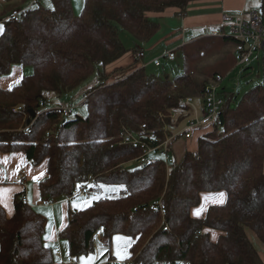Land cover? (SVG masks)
I'll return each instance as SVG.
<instances>
[{"label": "trees", "instance_id": "trees-1", "mask_svg": "<svg viewBox=\"0 0 264 264\" xmlns=\"http://www.w3.org/2000/svg\"><path fill=\"white\" fill-rule=\"evenodd\" d=\"M50 1V8L32 2L18 20H2L0 76L15 64L25 75L13 88L0 89V151L21 153L33 166L46 164L38 187L48 201L72 198L80 185L120 189L117 198L69 212L58 232L69 256L92 253L95 241L109 252L113 239L123 236L130 240L125 264H263L245 232L252 230L264 244L262 85L235 106V95L221 88L218 118L179 162L171 147L180 135L169 143L173 111L187 109L185 101L203 98L209 85L237 69L239 42L224 35L225 27L219 35L191 38L178 48L183 74L172 80L136 65L113 82L103 72L126 52L120 30L146 43L159 30L149 15L174 8L183 16L190 3L206 0H84L79 16L73 15L71 0ZM95 73L100 84L82 98L86 117L68 119L71 114L64 117L62 109H41L52 98L72 97ZM124 130L144 147L125 144ZM164 143L172 164L160 157L125 168L145 158L146 148L162 154ZM220 191L226 194L223 205L191 217L201 194ZM159 200L164 216L152 209ZM13 210L7 217L0 207V264H52L42 241L44 221L26 203L24 191L14 196ZM205 230L219 236L212 241Z\"/></svg>", "mask_w": 264, "mask_h": 264}, {"label": "rangeland", "instance_id": "rangeland-1", "mask_svg": "<svg viewBox=\"0 0 264 264\" xmlns=\"http://www.w3.org/2000/svg\"><path fill=\"white\" fill-rule=\"evenodd\" d=\"M247 1H248L247 9L249 11L260 13L261 11L260 0H247ZM23 2H25V4L12 6L9 3H4L3 0H0V26H2V29H3L2 22L5 20L4 18L8 16L9 13L12 12V10L14 9L20 10L28 4V0H23ZM37 2L38 5H41L42 7L45 8L51 7L50 0H37ZM218 2H220V0H216V1L206 0V1L192 2L186 8V13L190 16L195 14H197L198 16V15H208V14L214 15L216 13H220L221 10H216V8H214V7H218L219 5ZM199 6H203V9L199 8ZM174 12L177 13V10L174 8H169L160 16L158 15L148 16L151 22L159 24V30L156 33V35L150 41H148V43L146 42V45L147 44L154 45V47L157 46L158 48L159 47L163 48L164 46L165 47L164 51L167 50L168 52L173 51L176 53L177 58L174 62H168L166 59L160 58L154 60L151 64H148L145 69L146 74L155 75L160 78H164V74H165L166 76H168L170 80L183 74V66L178 49L179 45L182 43V39H181L182 36L185 34L189 35L192 33L194 37H197L200 35L211 34L214 30H216V28L210 27L203 30H188V32L179 33L178 28L180 27L179 25L180 18L176 17L174 15ZM118 37L120 42L123 44L124 48L126 49V53L125 55H123L121 59L122 61H118V62H121V64L123 65L122 67L125 68L132 65L134 62L133 60L134 55L132 53L134 51L132 50L134 48L135 42L137 41L134 38H132L128 33L122 30L119 31ZM174 41H176L175 45L173 43ZM136 55L140 59L143 58V54L141 52L137 53ZM261 56L262 53L257 52L252 56L248 65L243 67H238L237 69L233 70L225 79L221 81L220 88H226L228 92H231L232 94L235 95V99L233 100L232 106H235L246 92L263 84L264 78H263L262 63L260 62ZM257 58H259V60H257ZM156 62L159 63V67L155 66ZM115 64H120V63H114V64L111 63L103 70L104 74L107 76L108 82H113L116 79L115 77L118 76V74H116V72H114L113 70L116 66ZM101 70L102 69L100 68L98 69L99 72H102ZM23 72L25 71L21 65H17V64L12 65L9 70V73L0 76V89H5V90L11 89L14 86L18 85L22 77L25 75L23 74ZM100 82H101L100 75H97L95 73L78 91L74 93V95H72V97H63L61 99L52 98L41 109L48 110L52 108H57V109L69 108L71 110V115L69 116L68 119H74L76 116H80L84 118L87 115V110L82 102L84 93L98 86ZM202 99L203 98H199V97H191L184 103L185 105L187 104L193 105V108L191 110L188 108L189 106L187 105L188 106L187 109H177L173 111L174 113L173 123L170 128L172 139L169 141V143L173 142V139L178 135H180V138L177 141H175L171 147L176 162H179L180 158L182 157L179 156V153H182L183 147H181V150H178L179 149L178 147L180 146L178 144L181 142V140L185 145L186 151L187 150L193 151L196 150L195 148L197 146V143H195L196 146L194 145V134H199L197 138H199L203 134L200 131H203L204 128L196 129L195 127L192 126V123H195L196 119H199L198 117H200L199 109L201 106ZM164 156H165L164 153L162 154L151 153L150 155L146 156L145 158L139 161L127 164L125 168L128 170L141 168L149 161H153L160 157L164 159ZM31 189L32 191H34L35 194H38V187L36 184H34V186L29 185L28 190L30 192ZM119 195H120V189H118V187L105 186L102 184H89L87 186V193L83 198H78V197H74L72 199L68 198L69 202H67L68 199L62 197V198H58L55 201L64 200L63 202L65 204V208L63 213L66 214L68 209L71 211L82 210L89 207L94 201L105 198L106 199L117 198L119 197ZM213 196H219V195H213ZM209 197H212V195L209 194L205 195L203 197L202 203H200V205L197 208L192 210L193 217H197V215L194 214L197 210H199V212L200 211L204 212L207 209V206L210 205L209 203H211V202H207V198ZM46 227H47V223L44 222L43 225L44 230H46ZM245 232L252 247L257 252L262 263L264 264V244L261 242V240L252 230L246 229ZM117 237H122L123 239L117 241L115 237L110 245L109 252H107L106 249L101 248L98 245V242L95 241L94 250L89 255L94 256L93 254L97 252L98 255L100 256L99 264H103L104 262L110 259H114L115 262L118 264H125L129 259L128 248H129L130 240L123 236H117ZM45 241H47V239ZM117 246H119V250H120L119 256L117 255ZM177 264H185V263L179 262Z\"/></svg>", "mask_w": 264, "mask_h": 264}, {"label": "crops", "instance_id": "crops-1", "mask_svg": "<svg viewBox=\"0 0 264 264\" xmlns=\"http://www.w3.org/2000/svg\"><path fill=\"white\" fill-rule=\"evenodd\" d=\"M218 3H219L218 7H214V8H216V10H221V11L220 13H216L214 15L208 14V15H198L197 16V14H195V15L190 16L187 13H185L183 16H180L174 12V15L180 18L179 19L180 27L178 28L179 33L188 32V30H203V29L210 28V27L216 28V30L213 31L215 32V31H218L221 27L226 26L223 23V15H229V14L236 15L241 12H250L247 9L248 8L247 0H220V2ZM9 4L12 6H15V5L25 4V2H23V0H14L10 2ZM31 4H32V0H28V4L20 10H24L30 7ZM83 4H84V0H71V8H72V12L74 16H79V14L82 11ZM199 8L203 9V6H199ZM14 10H18V9H14ZM191 36H193L192 33L189 35H186V34L183 35L181 38L182 43L179 45V47L185 43L184 41L186 42L188 41L187 37H191ZM175 42L176 41L173 42L174 45H175ZM164 48H165L164 46L163 48L161 47L158 48L157 46L154 47V45H149V44L146 45V43L142 44V43L135 42L134 49H136L137 52L136 53L132 52L134 55L133 64L125 68L122 67L123 65L121 64V62H118V61H122L121 60L123 57L122 56L120 59L112 63V64L120 63V64H115L116 66L113 70L114 72H116V74H118L119 76L118 78L125 77L126 76L125 73H127L130 69H132L133 65H136L135 67L144 68L145 70L146 66L148 64H151L154 60H157L160 58L166 59L165 54L168 53V51L167 50L164 51ZM140 52L143 54L142 59L138 58L136 55L137 53H140ZM168 62H174V61H168ZM156 67H159V66H156ZM23 74H25V72H23ZM205 127L206 126H199L195 128L199 129V128H205ZM200 132L205 134L207 130L204 129L203 131H200ZM198 135L199 134H194V145L195 143H197ZM178 145H180L178 147L179 149L177 148L178 150H181V147H183L182 153L178 152L179 156L181 157L183 153L186 151V149H185V145L182 142V140ZM5 157L8 158L7 163L3 162V158ZM41 172L43 173L42 176H40ZM45 175H46V164L45 163L40 164L38 166H33L27 160L25 155L21 153L11 154V153H3L0 151V189H11L12 190L10 193L6 194L5 203L7 204V207H5L3 204H0V207L3 209L7 217H11L14 214L13 198L17 193L24 191L26 203L35 212H37L40 215V217L43 219L44 222L47 223V227H46V230H44L42 241H43L44 246H46L47 248L51 250V253L53 255L52 264H69V263L81 264V261L79 259L80 257L71 258L69 256L67 244L61 241L59 237L57 236V233L66 225L69 212L71 210L68 209L66 214L63 213L64 208H65V204L63 202L64 200L48 201L46 198H41L40 196L38 184L40 181L44 179ZM33 176H40V179L36 181L33 179ZM34 184H36L38 187V194H35L34 191H32V189H31V192L28 190L29 185L34 186ZM220 193H223L224 196L221 197ZM207 194L212 195V197L207 198V202H211L209 203L210 205L207 206V209L210 206L223 205L226 201L225 192L220 191V192H214V193L201 194L200 203H202L203 197ZM213 195H219V196H213ZM67 202H69V199L67 200ZM195 208H193L192 210H194ZM207 209L204 212L200 211L197 217L192 216V210H191V217L196 218V219L202 218L205 215ZM46 213L50 214V216L46 215ZM205 232H209L210 238L212 241H215L217 237L219 236L218 232H214L210 230H205ZM46 237H48L47 241H45ZM89 254L83 255V257H87ZM93 255H94L93 256L94 260L92 261V264H99L100 256L98 255V253L95 252V254ZM103 264H118V263H116L114 259H110L104 262Z\"/></svg>", "mask_w": 264, "mask_h": 264}, {"label": "built area", "instance_id": "built-area-1", "mask_svg": "<svg viewBox=\"0 0 264 264\" xmlns=\"http://www.w3.org/2000/svg\"><path fill=\"white\" fill-rule=\"evenodd\" d=\"M34 3L37 0H33ZM21 12L19 10H13L8 16L4 19H14L18 20L20 18ZM223 23L226 25V32L224 35H227L239 42V46L237 48V68L243 67L249 64L252 56L257 52H261L262 56L260 58V62L262 63L263 70V78H264V15L258 12H241L236 15H223ZM214 35H219L218 31L213 32ZM193 38L187 37V40ZM165 58L168 61H175L177 56L176 53L171 51L165 54ZM259 60V58H257ZM156 66H159V63H155ZM219 82V80H218ZM264 89V81L262 84ZM220 83L209 85L206 88L205 96L202 99L201 106L199 109L200 117L196 119L195 123H192L193 127L199 126H210L212 123L218 118V115L221 111L223 105V99L219 95L220 93ZM188 105V104H187ZM189 104L188 108L191 110L193 105ZM63 116H68L71 114V110L69 108L62 109ZM197 118V117H195ZM124 135V143L131 145L141 144L140 141L127 130L123 132ZM144 147L143 144H141ZM162 150L164 153V161L166 165H170L173 163L174 159L168 153L167 143L162 145ZM154 149L146 148L145 154L146 156L153 153ZM88 185H80L74 188L72 191V198L78 197L83 198L87 193ZM158 208L160 213L164 214V205L161 200L157 201L152 209ZM74 264V263H69Z\"/></svg>", "mask_w": 264, "mask_h": 264}, {"label": "snow or ice", "instance_id": "snow-or-ice-1", "mask_svg": "<svg viewBox=\"0 0 264 264\" xmlns=\"http://www.w3.org/2000/svg\"><path fill=\"white\" fill-rule=\"evenodd\" d=\"M0 31H2V26H0ZM7 160H8L7 157L3 158L4 163H7ZM42 175H43V173L41 172L40 176H42ZM40 176H33V179L38 181L40 179ZM101 187H103V186H101ZM11 191H12L11 189H0V204H3L5 207H7V204L5 203L6 194L10 193ZM220 196L223 197L224 194L220 193ZM194 214L198 215L199 210H197ZM46 215L50 216V214H48V213H46ZM50 227H51V225H50ZM46 239H48V237H46ZM121 239H123V238L122 237H116L117 241H119ZM100 247L103 248L102 245ZM119 254H120V250H119V246H117V255L119 256ZM79 259L81 261V264H92L94 257L89 255L87 257H80Z\"/></svg>", "mask_w": 264, "mask_h": 264}, {"label": "bare ground", "instance_id": "bare-ground-1", "mask_svg": "<svg viewBox=\"0 0 264 264\" xmlns=\"http://www.w3.org/2000/svg\"><path fill=\"white\" fill-rule=\"evenodd\" d=\"M164 215V214H163Z\"/></svg>", "mask_w": 264, "mask_h": 264}]
</instances>
